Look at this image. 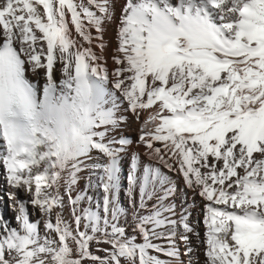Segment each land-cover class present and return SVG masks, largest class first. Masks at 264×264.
I'll return each mask as SVG.
<instances>
[{
	"label": "bare ground",
	"instance_id": "1",
	"mask_svg": "<svg viewBox=\"0 0 264 264\" xmlns=\"http://www.w3.org/2000/svg\"><path fill=\"white\" fill-rule=\"evenodd\" d=\"M5 48L61 119L34 166L0 121V264H264V97L166 129L177 166L125 135L161 125L142 106L196 120L232 82L264 95V0H0Z\"/></svg>",
	"mask_w": 264,
	"mask_h": 264
},
{
	"label": "rangeland",
	"instance_id": "2",
	"mask_svg": "<svg viewBox=\"0 0 264 264\" xmlns=\"http://www.w3.org/2000/svg\"><path fill=\"white\" fill-rule=\"evenodd\" d=\"M16 46L15 43H11ZM241 66V67H240ZM254 66V60L249 59L245 63L239 65V64H233L228 68V76L231 78V81H234V77H236V73L239 72V70H245L248 68H251ZM236 88H235V87ZM227 92V98L223 101V103L220 104L219 109L216 110L212 114H207L206 116H203L198 119H192L187 114L182 113L178 118L172 120L170 119V115L173 112L171 109L167 108L165 105L161 104H154V105H147L142 106L137 109V120L140 122L148 114H152V118L155 120H161L160 124H146L143 126H131L128 129H125V135L129 137L135 138L137 141L141 143H148L153 139H156V142L162 146H164V153L165 156L169 159V161L174 165L177 166L179 157L173 149H170V147L165 146L166 141V129H177L179 126L187 125L189 123L197 121V120H211L218 116H221L222 113H226L227 111H231V109L236 110L238 108H247V107H256L258 106L257 100L259 97H264L262 94V89L254 91H246L243 87H239V85H236L235 82H232L228 87ZM239 89V90H238ZM241 89V90H240ZM237 90V91H236ZM243 90V91H242ZM238 92V94H234ZM256 94V95H255ZM262 94V95H261ZM260 95V96H259ZM258 98V99H257ZM230 100V101H229ZM237 100V101H235ZM238 103V104H237ZM257 104V105H256ZM250 105V106H249ZM254 106V107H253ZM150 111V113H149ZM154 115V116H153ZM162 118V119H161ZM148 126V127H147ZM148 138V139H147ZM174 254V252H173ZM176 255L178 257L179 264H186L187 258L180 252L176 251Z\"/></svg>",
	"mask_w": 264,
	"mask_h": 264
}]
</instances>
